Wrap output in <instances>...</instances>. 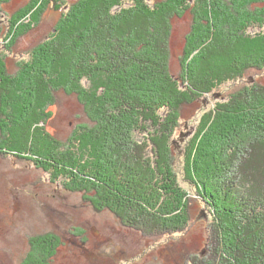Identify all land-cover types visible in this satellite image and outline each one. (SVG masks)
<instances>
[{
    "label": "trees",
    "instance_id": "16d2710c",
    "mask_svg": "<svg viewBox=\"0 0 264 264\" xmlns=\"http://www.w3.org/2000/svg\"><path fill=\"white\" fill-rule=\"evenodd\" d=\"M37 2L9 21L11 46L38 26L46 5ZM185 15L175 76L171 21ZM62 18L13 73L0 56V156L31 163L147 238L189 231L193 194L206 212V253L184 264H264V85L203 112L180 172L170 142L187 107L264 72V0H77ZM60 93L87 119L65 142L46 130ZM60 245L54 233L32 237L20 264H52Z\"/></svg>",
    "mask_w": 264,
    "mask_h": 264
},
{
    "label": "rangeland",
    "instance_id": "374dc122",
    "mask_svg": "<svg viewBox=\"0 0 264 264\" xmlns=\"http://www.w3.org/2000/svg\"><path fill=\"white\" fill-rule=\"evenodd\" d=\"M32 1L0 0V56H6L11 73L15 71L16 63L24 59L31 49L48 39L68 7L77 0H38L40 5H46L38 26L24 37L17 38L11 46L16 35L8 38L11 32L9 21L21 9L31 6ZM146 1L153 6L162 0ZM54 4L59 8L55 10ZM190 24L189 15L171 21V75L181 73L179 59ZM206 72L204 69L202 74ZM254 83L264 85V72L249 74L234 85H223L215 92L217 98H206L203 104L183 110L179 128L170 139L176 171L180 172L183 167L184 144L201 131L200 123L202 126L205 124L200 122L203 112L212 110L216 103H225L233 91ZM49 111L52 116L46 130L62 142L69 138L77 125L87 122L74 96L60 93ZM49 180L48 175L27 161L16 160L9 154L0 156V264H20L27 253L29 239L47 233L62 237V245L58 247L52 264H184L190 256L199 257L206 253V223L203 221L172 239L142 237L123 228L110 213H95L83 203L79 194L65 192ZM183 187H187L185 183ZM191 198L194 200L190 212L194 219L204 209L193 194Z\"/></svg>",
    "mask_w": 264,
    "mask_h": 264
},
{
    "label": "water",
    "instance_id": "95a60500",
    "mask_svg": "<svg viewBox=\"0 0 264 264\" xmlns=\"http://www.w3.org/2000/svg\"><path fill=\"white\" fill-rule=\"evenodd\" d=\"M207 217L206 214H204V210L202 212H200V214L197 216V218L195 219V221L192 223V225L190 226V229L192 226L196 225L199 221H206Z\"/></svg>",
    "mask_w": 264,
    "mask_h": 264
}]
</instances>
